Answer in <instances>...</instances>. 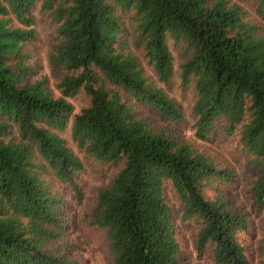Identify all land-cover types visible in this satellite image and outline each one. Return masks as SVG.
Listing matches in <instances>:
<instances>
[{
    "label": "trees",
    "instance_id": "trees-1",
    "mask_svg": "<svg viewBox=\"0 0 264 264\" xmlns=\"http://www.w3.org/2000/svg\"><path fill=\"white\" fill-rule=\"evenodd\" d=\"M37 5L57 22L48 63L59 75V95L45 79L29 77L23 48L34 38ZM257 6L264 14V0ZM130 30L161 83L173 75L169 41L182 45L178 69L181 85L194 86L195 136L205 139L218 122L226 135H236L245 168L256 174L250 208L264 206V26L239 4L0 0V264H82L48 247L60 244L66 223L53 181L82 197L85 165L53 129L61 130L70 116L77 148L119 164L95 190L88 215L105 232L110 264H185L165 181L179 200L180 220L198 225V249L209 247L214 264H251L237 236L247 231V215L228 206L221 188L235 184L236 172L138 117L134 103L170 122H179L183 110L124 49ZM80 91L88 101L73 111L69 99ZM11 125L18 140L3 142ZM211 184L216 195L208 198L202 187Z\"/></svg>",
    "mask_w": 264,
    "mask_h": 264
},
{
    "label": "rangeland",
    "instance_id": "rangeland-1",
    "mask_svg": "<svg viewBox=\"0 0 264 264\" xmlns=\"http://www.w3.org/2000/svg\"><path fill=\"white\" fill-rule=\"evenodd\" d=\"M239 4L245 11V16L252 21L257 20L264 26V14L258 6V0H229ZM34 38L29 40L23 48L27 56V65L30 68V80L45 79V87L52 95H59L57 85L59 75L50 68L48 63V52L50 44L55 35V25L52 14L41 11L39 5L33 9ZM129 14H125L127 22H130ZM130 24V23H129ZM124 49L130 50L135 55L143 68L144 74L149 81L155 82L162 87L166 93L173 97L183 110V117L179 122H170L162 119L157 112L145 105L135 104L134 108L138 117L142 118L154 131H163L171 140L177 143L185 142L197 152L207 156L216 166L228 167L236 172L238 180L230 186L222 185V193L227 198L228 206L242 210L246 213L249 224L247 231L238 233V241L244 246L246 257L251 264H261L264 257V206L260 209L250 208L249 188L256 178L254 171L247 170L244 159L237 146L235 134L226 135L221 123H216L213 131L205 139H200L194 134L193 121L190 106L194 100V86L189 83L181 85L178 64L183 59L182 45L172 44L169 41L173 57V75L167 83H161L153 73L151 65L143 55L142 46L136 42L131 30L126 35ZM73 111L83 107L87 100L85 94L80 91L76 96L69 99ZM70 121L61 129L53 128L58 135L64 139L65 144L74 151L83 161L85 170L82 176V197L75 199L71 191L53 181V187L64 203L66 223L60 244L57 246L51 242L48 245L56 246L66 254L82 264H110L108 242L104 230L91 224L88 216L90 206L95 200V190L105 186L111 176L117 171L119 164L111 161L102 162L86 155L77 148L70 134ZM12 134L4 137L3 142L12 139L18 140L15 127L11 125ZM214 184L203 185L202 191L208 198L216 195ZM163 196L172 209L173 223H175V236L181 248L180 260L185 264H214L212 252L209 247L198 249L196 240L198 225L192 221L180 220V203L169 182L163 183Z\"/></svg>",
    "mask_w": 264,
    "mask_h": 264
}]
</instances>
